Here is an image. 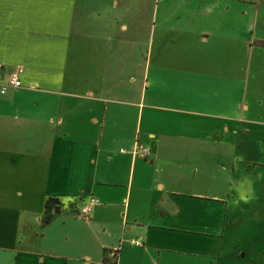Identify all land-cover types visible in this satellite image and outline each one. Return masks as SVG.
I'll return each mask as SVG.
<instances>
[{"label": "crops", "instance_id": "crops-1", "mask_svg": "<svg viewBox=\"0 0 264 264\" xmlns=\"http://www.w3.org/2000/svg\"><path fill=\"white\" fill-rule=\"evenodd\" d=\"M251 2L184 0L193 8L171 15L173 24L162 12L156 39L152 13H123L119 0H2L0 87L15 69L23 74L21 87L0 93V250L25 251L24 242L39 237L29 252L42 255L41 264H99L111 248L119 264H200L185 260L178 247L185 238L165 226L166 210L160 211L169 195L180 194L156 181L164 192L155 213L146 210L148 188L134 184L142 157L132 151L142 144L143 123L150 140L144 143L154 149L143 158L150 166L164 145L201 143L200 136L179 134L178 125L174 136L175 129L149 122L154 110L216 115L218 61L199 52L219 50L212 37L230 41L220 48L230 57L233 41L263 45V32L247 41L235 21L246 18ZM222 130L214 126V143ZM130 131L136 134L130 142L114 141ZM90 195L99 203L80 218ZM52 211L65 212L66 220L58 248L44 249L41 241L58 216Z\"/></svg>", "mask_w": 264, "mask_h": 264}, {"label": "rangeland", "instance_id": "rangeland-1", "mask_svg": "<svg viewBox=\"0 0 264 264\" xmlns=\"http://www.w3.org/2000/svg\"><path fill=\"white\" fill-rule=\"evenodd\" d=\"M251 1L246 18L240 22L235 20L244 28L243 37L247 41L253 39L251 33L255 30L257 33H264V0ZM193 6V3L186 5L184 0H119L117 7L123 13H152L157 39L162 12L169 13L168 21L173 24L177 23V19L171 15L191 10ZM247 35L249 38H246ZM226 42L230 41L212 37L209 43L216 45L219 50L199 52L212 54L218 61L216 115L210 118L204 114L192 116L176 110L170 113L154 110L153 119L149 122L154 128L162 127L164 130L168 129V132L175 129L171 133L174 136H177L178 125L181 127L179 134L200 136L202 141L196 142L201 143L164 145L159 148L155 163L151 166L143 158H139L134 184L148 188L144 189L143 201L147 204L144 203L143 206L149 211H154L155 202L159 201L164 192L156 185V181L164 183L166 189H174L180 194L169 195V203L162 204L163 210L160 211L166 210L163 217L166 220L165 226L185 238L183 241L181 237L178 243V247L185 253V260L200 264H216L218 261L220 264H264V176H260L264 173V44L260 46L252 40L250 43L233 41L237 46H234V57H230L229 52L220 50L221 45ZM171 54L172 57H177L178 54L182 57L184 52ZM159 74L155 71V75ZM230 116L233 117L232 120ZM214 126L223 128L224 132L219 135L217 143L213 141ZM142 127L138 141L150 149L153 156V147L144 143L150 141L146 137L144 123ZM227 127L229 132H226ZM211 131L213 143L209 144L210 139L208 141L205 137ZM127 133L128 135L124 136V133L114 141L130 142L134 131ZM223 139L231 142L226 144ZM120 147L125 148V145ZM237 157L240 159L237 160ZM140 160L144 161L143 166ZM225 173L234 178H239L242 174H251L254 178L259 176L255 184L256 198L248 203L241 201L238 206L233 204L236 195L222 182ZM2 188L0 186V206H5V189ZM211 198L219 201H209ZM173 210L178 213L173 214ZM3 213L5 211L0 210V214ZM54 213L56 211L51 212L52 217ZM65 214L56 213L57 219L48 228V236L46 233L47 237L42 239L41 248H58ZM178 217L180 220H177ZM78 223H81L79 219ZM38 242L39 237L36 241L32 239L31 242H24L25 251L16 252L6 248L5 251L0 250V264H41L42 255L29 252L38 247Z\"/></svg>", "mask_w": 264, "mask_h": 264}, {"label": "built area", "instance_id": "built-area-1", "mask_svg": "<svg viewBox=\"0 0 264 264\" xmlns=\"http://www.w3.org/2000/svg\"><path fill=\"white\" fill-rule=\"evenodd\" d=\"M23 69H15L9 76L8 80L1 84L0 93L5 94L9 88H18L22 86ZM133 154L145 158L149 155V149L142 144L136 143L133 148ZM99 203V199L93 195L86 198L85 202L78 208V215L87 218L94 207ZM135 245H141L140 242H133ZM98 264V263H93ZM99 264H119L118 263V249L111 248L106 251L105 257Z\"/></svg>", "mask_w": 264, "mask_h": 264}, {"label": "clouds", "instance_id": "clouds-1", "mask_svg": "<svg viewBox=\"0 0 264 264\" xmlns=\"http://www.w3.org/2000/svg\"><path fill=\"white\" fill-rule=\"evenodd\" d=\"M237 160L240 158L237 157ZM260 176H264L261 173ZM260 177L254 178L251 174H242L239 178H234L227 173L222 177V182L228 187L230 192H234L236 198L232 201L233 204L238 206L240 202L248 203L256 198V180Z\"/></svg>", "mask_w": 264, "mask_h": 264}, {"label": "snow or ice", "instance_id": "snow-or-ice-1", "mask_svg": "<svg viewBox=\"0 0 264 264\" xmlns=\"http://www.w3.org/2000/svg\"><path fill=\"white\" fill-rule=\"evenodd\" d=\"M0 3H2V0H0Z\"/></svg>", "mask_w": 264, "mask_h": 264}]
</instances>
